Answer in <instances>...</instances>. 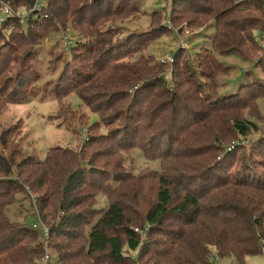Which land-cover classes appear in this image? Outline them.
<instances>
[{"label": "trees", "instance_id": "obj_1", "mask_svg": "<svg viewBox=\"0 0 264 264\" xmlns=\"http://www.w3.org/2000/svg\"><path fill=\"white\" fill-rule=\"evenodd\" d=\"M0 1L13 15L35 13L27 18L26 32L15 16L0 27V46H10L13 33L21 42L0 63V98L12 63L26 61L52 32L69 31L75 38L71 57L79 66L63 73L55 97L60 108L62 98L73 94L98 118L86 125L82 151L51 148L44 160L18 151L17 127L0 132V264H41L44 240L32 228L38 221L48 229L52 264H214L213 256L242 263L245 256L264 254V163L256 173L245 157L248 172L223 179L209 167L211 155L222 146L224 125L241 138L258 131L241 112L264 99V81L254 84L246 72L234 94L224 92L213 100L198 80L215 82L221 76L216 54L248 61L261 53L254 64L264 75L262 1L170 0L169 17L154 12L151 31L141 33L129 29L141 17L134 0H45L39 8L34 7L38 0ZM169 24L194 31L214 27L212 49L201 59L196 55L199 70L188 75L178 67L176 86L175 64L163 80L162 66L153 69L143 59L136 65L126 62L171 32ZM182 52L168 57L176 62ZM133 151L160 164L159 172L135 179L155 175V198L144 212L136 191L122 193L134 181L120 175L124 155ZM210 187L219 192L213 207L206 206L213 199L207 194ZM31 193L37 196L34 208L27 199ZM17 195L36 209L33 222H27V210L22 222L8 216ZM97 196L107 205L95 212L91 206ZM21 215V209L14 213ZM161 234L165 239H154Z\"/></svg>", "mask_w": 264, "mask_h": 264}, {"label": "rangeland", "instance_id": "obj_2", "mask_svg": "<svg viewBox=\"0 0 264 264\" xmlns=\"http://www.w3.org/2000/svg\"><path fill=\"white\" fill-rule=\"evenodd\" d=\"M134 1L138 3L141 17H139L140 20L129 25L131 31L138 30L140 33L141 31L150 32L151 29L148 27L150 23L149 15L154 12H159L168 17L170 15V0ZM44 4L45 0H38L39 6ZM26 14L23 13L21 16H26ZM3 17L2 12H0V18L2 19ZM169 27L171 32H167L159 38L155 36L158 38L157 40L150 42L144 48L142 47L138 54L139 56L137 54L129 56L126 62L136 65V63H139L143 59L153 69L162 66L161 71L163 69L165 74H162L160 78L163 80L169 77L166 71L171 72L175 64L174 81L176 86L178 82V76H176L178 71L176 69L178 67L182 69L183 73H188V75L196 74L199 70H197L196 55L200 53L199 59H201L204 51L212 49L211 40L214 35V27L211 24L204 30L196 31L183 25L178 28L176 25L170 26L169 24ZM27 28L28 19L24 18L22 30L26 32ZM34 29L38 33L41 32V29L35 26ZM50 29L51 27H47L44 31ZM179 29L180 32L178 31ZM15 35L13 33L11 39H9L10 46H0V63L9 55L12 46L16 49L21 43ZM255 37L257 41L260 40L258 35H255ZM74 45L75 38L71 32H52L43 42L41 41L38 46L33 48L31 56L26 61L21 62L18 60L12 63L14 71L7 74L3 79V81L6 79L8 84L6 86L7 89L5 88V91L1 93L3 98H0V132L17 127L14 130L13 140L16 143L18 151L24 156L44 160L51 148H60L73 152L82 151L87 123L93 125L98 122L97 116L92 115L75 95L69 94L63 97L62 107L60 108L58 98L55 97V92L57 91L56 85L59 82L58 80L63 77V73H68L73 67L79 66L78 62L73 61L71 57V50ZM260 47H264V42L260 43ZM178 50H182V54L179 55L176 62H170L168 56H171ZM21 51L20 49L19 53ZM19 53H16V55H19ZM215 57L222 65L220 68L221 76L215 82H208L200 75L199 78L201 79L198 78L204 90L207 91V95H213V100H216L217 97L220 98L224 92L229 95L234 94L238 87L244 84V74L246 72H249L248 78L253 80L254 84H256V80L258 79L264 81L261 68L254 64L255 58L261 57V53H256L255 57L248 61L233 54L225 56L216 54ZM188 66L191 67V70ZM67 78L68 75L66 78L60 80V83L62 81L61 85L65 84ZM248 83L251 84V81L249 80ZM0 87L3 88L4 86L0 85ZM241 115L257 124L258 131L256 134L248 135L247 138H241L239 135L233 133L228 125L223 126L221 130V137H224L222 138V146L211 155L209 160V167L213 169L214 176L222 177V179L234 176L243 177L245 172H248L243 167L245 157L249 159L248 162L250 163L251 170L254 169L256 173L261 172L259 165L264 163V99L257 100L256 104L251 103L248 109H244L241 112ZM244 146L245 148L237 150L234 153L232 152L235 148ZM225 148L228 153H224ZM3 153L7 155L9 150ZM124 159V167L120 175L134 179V181L123 187L122 193H126V196H132V193L136 191L141 205L139 210L144 212L153 203L155 198L157 189L153 177L155 175L147 177L142 182H137L135 179L140 176H147L150 173L153 174L152 171L159 172L160 164L157 161L146 160L138 151L125 154ZM134 186L135 190L132 189ZM207 194L213 195V199L207 201L206 206L213 207L215 204L214 198L219 192L210 187ZM27 199L32 206L35 205L37 207V196L34 193L29 194V198ZM124 203L128 206L130 203L129 199L125 198ZM106 205L105 198L97 196L96 203L94 206H91V210L95 212L96 210L101 211ZM18 208L22 210V215L15 217L14 213L19 210ZM25 210L28 211L27 214L30 213L27 216V222H33L34 218L30 215L31 212H36V209L31 211L29 202L22 195H17L16 203L9 209L11 213L8 216L13 220L17 219L22 222L26 215ZM38 223L41 224L39 221ZM154 239L163 240L165 236L161 234L154 237ZM46 251L50 254L48 264H52L53 253L49 249H46ZM213 262L214 264H264V254L245 256L242 263L237 262L233 258H225ZM41 264L43 263L41 262Z\"/></svg>", "mask_w": 264, "mask_h": 264}, {"label": "built area", "instance_id": "obj_3", "mask_svg": "<svg viewBox=\"0 0 264 264\" xmlns=\"http://www.w3.org/2000/svg\"><path fill=\"white\" fill-rule=\"evenodd\" d=\"M260 1H262L263 7H264V0H260ZM34 7L39 8L38 3H36ZM0 12H2V14L4 16L2 19L0 18V27L3 25V23L9 17H14L15 16L16 18H18L20 23H22L24 18H28L29 16L35 14L33 11H29L26 14V16H21L19 14L13 15L11 9L7 5H5L3 2H1V1H0ZM168 60L170 62L172 61L169 57H168ZM32 228L35 229V230H39L41 232L42 238L44 240L43 247H44V250H45V254H44V257H43L41 262L43 264H48V262L50 260V254L48 253V251H46V249H47V240H48V229L46 227L40 226L39 223H36L35 225H32ZM212 260L215 261V262L219 261L217 258H214V256L212 257Z\"/></svg>", "mask_w": 264, "mask_h": 264}]
</instances>
